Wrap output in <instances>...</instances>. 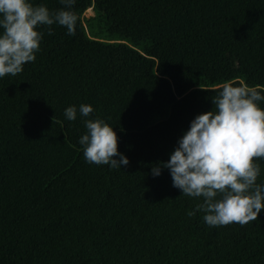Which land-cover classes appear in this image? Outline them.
<instances>
[{"label": "trees", "instance_id": "16d2710c", "mask_svg": "<svg viewBox=\"0 0 264 264\" xmlns=\"http://www.w3.org/2000/svg\"><path fill=\"white\" fill-rule=\"evenodd\" d=\"M72 10L74 36L39 29L36 60L0 78V264H264V211L210 227L205 213L187 215L202 199L183 196L170 170L152 174L215 110L221 84L264 86V0H76ZM96 118L128 166L86 162L79 141Z\"/></svg>", "mask_w": 264, "mask_h": 264}, {"label": "clouds", "instance_id": "9594fccd", "mask_svg": "<svg viewBox=\"0 0 264 264\" xmlns=\"http://www.w3.org/2000/svg\"><path fill=\"white\" fill-rule=\"evenodd\" d=\"M63 8L49 10L32 0H0V78L16 76L24 65L36 60L47 27L67 29L76 34L77 14L72 10L76 0H59ZM92 10V9H91ZM93 11V10H92ZM264 86L225 82L212 97L214 111L198 115L178 142L170 160L154 166L152 174L161 175V167L170 170L173 186L183 196L202 199L187 215L203 212L210 227L233 223L246 226L264 211V184L258 183L264 159ZM79 112L89 117L91 105L82 104ZM69 121L77 119V108L65 110ZM87 134L79 143L87 163L110 165L112 169L128 166L129 159L118 150L119 138L104 119L84 121ZM115 157H119L116 159Z\"/></svg>", "mask_w": 264, "mask_h": 264}, {"label": "rangeland", "instance_id": "374dc122", "mask_svg": "<svg viewBox=\"0 0 264 264\" xmlns=\"http://www.w3.org/2000/svg\"><path fill=\"white\" fill-rule=\"evenodd\" d=\"M87 16H91L93 15V12L91 10H88L87 13H86Z\"/></svg>", "mask_w": 264, "mask_h": 264}, {"label": "water", "instance_id": "95a60500", "mask_svg": "<svg viewBox=\"0 0 264 264\" xmlns=\"http://www.w3.org/2000/svg\"><path fill=\"white\" fill-rule=\"evenodd\" d=\"M89 10H91V9H89ZM92 11V10H91ZM93 12V11H92Z\"/></svg>", "mask_w": 264, "mask_h": 264}]
</instances>
